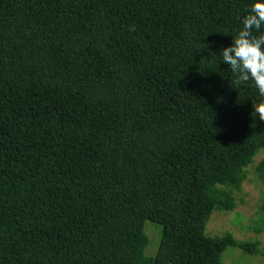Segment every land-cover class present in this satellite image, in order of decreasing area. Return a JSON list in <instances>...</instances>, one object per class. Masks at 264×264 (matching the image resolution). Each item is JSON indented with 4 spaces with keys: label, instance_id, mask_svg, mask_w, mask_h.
<instances>
[{
    "label": "trees",
    "instance_id": "1",
    "mask_svg": "<svg viewBox=\"0 0 264 264\" xmlns=\"http://www.w3.org/2000/svg\"><path fill=\"white\" fill-rule=\"evenodd\" d=\"M251 4L0 0V264L264 255L206 232L264 151V97L221 52ZM147 221L162 226L155 255Z\"/></svg>",
    "mask_w": 264,
    "mask_h": 264
},
{
    "label": "rangeland",
    "instance_id": "2",
    "mask_svg": "<svg viewBox=\"0 0 264 264\" xmlns=\"http://www.w3.org/2000/svg\"><path fill=\"white\" fill-rule=\"evenodd\" d=\"M263 159L264 151H261L247 168L242 191H236V208L232 211L213 212L207 224V234L220 237L229 233L242 242L259 241L260 247L264 249V182L256 172V167ZM146 232L150 238L146 254L155 255L161 241L162 226L147 221ZM222 261L224 264H264V255L249 254L238 247H229Z\"/></svg>",
    "mask_w": 264,
    "mask_h": 264
},
{
    "label": "clouds",
    "instance_id": "3",
    "mask_svg": "<svg viewBox=\"0 0 264 264\" xmlns=\"http://www.w3.org/2000/svg\"><path fill=\"white\" fill-rule=\"evenodd\" d=\"M242 24L232 44L221 51L223 63L230 66L236 83L252 81L259 95L264 97V33L260 31L264 26V0H252ZM254 109L264 120V103Z\"/></svg>",
    "mask_w": 264,
    "mask_h": 264
}]
</instances>
